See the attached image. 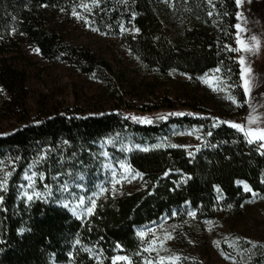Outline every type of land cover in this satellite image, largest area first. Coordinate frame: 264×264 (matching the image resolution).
Masks as SVG:
<instances>
[{"label": "trees", "instance_id": "1", "mask_svg": "<svg viewBox=\"0 0 264 264\" xmlns=\"http://www.w3.org/2000/svg\"><path fill=\"white\" fill-rule=\"evenodd\" d=\"M73 8L88 9L87 17L97 31L121 35L131 54L156 75L173 72L200 80L212 73L231 74L241 104L227 114L232 116L244 111L238 67L230 50L234 48L235 2L0 0V82L10 95L9 108L18 122L0 131V179L4 172H12L7 191L0 192L4 198L0 202V264H65L72 259L75 264H112L117 253L131 264H161L157 255L144 250L150 248L149 241L137 232L173 213L191 211L197 221L211 220L219 211L239 212L243 204L264 197V154L224 118L213 127L216 115L206 112L196 117L168 114L150 124L134 121L121 108L100 116L52 109L30 119L20 94L25 73L5 57L6 40L18 48L14 39L18 36L33 43L43 57L69 63L85 74L111 70L90 49L64 43L63 34L50 26L57 12L68 16ZM166 103L167 109H175L168 99ZM170 124L197 126L201 134L197 147H154L150 139ZM109 139L113 143H106ZM105 152L111 161L102 155ZM41 155L46 158L39 160ZM119 158L142 174V189L109 197L85 221L61 206L63 200L77 199L81 185L89 191L96 179H108L110 162L118 172ZM34 160L38 161L35 171L45 179L37 175L26 191L23 175ZM65 184L67 192L61 190ZM245 184L251 191L244 190ZM25 192L33 195L31 201L24 199ZM164 264L202 263L186 255ZM244 264H264V242L246 245Z\"/></svg>", "mask_w": 264, "mask_h": 264}, {"label": "rangeland", "instance_id": "2", "mask_svg": "<svg viewBox=\"0 0 264 264\" xmlns=\"http://www.w3.org/2000/svg\"><path fill=\"white\" fill-rule=\"evenodd\" d=\"M74 11L79 19L72 14ZM87 11L88 9L84 8H73L68 16L57 12L50 26L63 34L64 43L90 49L98 58L108 62L110 71L85 74L69 63L51 61L43 57L40 49L33 43L18 36L14 37L18 42V48L10 45L7 40L4 42L5 57L12 58L13 65L25 73L26 80L23 92L20 94L30 112V119L52 109L82 110L100 116L105 112L121 108L122 113L128 114L131 118L142 117L152 122L171 113H184L196 117L201 112H206L216 115L211 120L212 126L220 125L224 122L222 119L224 118L225 123L241 124L245 130L264 128V0H243L241 7H236V12H241L243 18L236 19L235 24L240 23L249 29L240 32L239 36L251 50L234 51L239 73L237 86L242 91L244 111L240 115L232 116L227 114L231 110H238L241 104L231 74L225 76L212 73L200 80H193L186 75L173 72H168L164 76L156 75L148 71L143 62L131 54L121 35L115 36L97 31L87 17ZM131 30L128 29L129 32H132ZM253 35L256 36V41L252 40ZM236 36L237 31L234 28L233 49L237 48ZM240 56L245 58V67L251 69L245 74V80L249 82L250 87L247 96L244 93V80L240 77ZM205 90H208V94ZM167 99L175 109H167ZM9 100L10 95L0 82V131L14 128L18 124L17 118L9 108ZM158 105L165 106L152 110ZM189 113L192 115H188ZM200 141L201 134L197 126L177 124H170L166 130L158 132L150 139L155 145H177L189 150L196 148ZM262 143L264 141L254 140L251 144L264 154ZM138 148L145 146L141 145ZM107 158L111 161L108 156ZM120 163H126V160L119 158L118 166ZM108 167H111L108 171L110 174L108 179L104 176L96 179L94 187L89 191L81 185L76 200H63L61 206L74 218L78 219L77 215L73 214V208L76 209L79 219L85 221L109 197H119L144 187L142 176L132 178L135 174L133 170L131 175H126L121 170L117 172L112 162ZM32 171H35L34 167L31 169L28 167L24 175L26 173L31 175ZM113 172L117 173L118 178L121 175L125 177L114 187L111 183ZM104 173L107 177L106 170ZM24 175L22 186L28 191L33 184L29 187ZM100 187H104L106 191L99 193ZM94 193L96 195H93ZM81 196L85 198L84 205H79ZM23 197L29 202L26 196ZM93 199L96 201V206L93 212L88 214L86 206H91ZM65 203L69 204V207L65 208L63 206ZM143 232L145 235L142 238L149 241L152 249L149 252L159 258H166L162 264L170 261L167 258L179 259L186 255L202 264H244L246 245L250 242L253 244L264 242V197L243 204L239 212L233 209L219 211L211 220L197 221L188 213L175 214ZM168 236H171V239H168ZM117 255L124 256L121 253L115 256ZM65 264L75 263L72 259Z\"/></svg>", "mask_w": 264, "mask_h": 264}, {"label": "snow or ice", "instance_id": "3", "mask_svg": "<svg viewBox=\"0 0 264 264\" xmlns=\"http://www.w3.org/2000/svg\"><path fill=\"white\" fill-rule=\"evenodd\" d=\"M93 2H95V0H93ZM235 2V6L237 8H240L242 3H243V0H234ZM84 7H87V5H85ZM74 16H77V18L79 19V16L77 15V13L74 11L72 13ZM235 17L237 20H241L243 17H242V13L237 11L235 13ZM233 27L236 29L237 31V36H236V40H235V43L237 45V48L235 49H230V50H233V51H250L251 48L250 46L245 43V41H243L240 36H239V33L240 32H246L248 31L249 29L243 27L240 23H236L235 25H233ZM95 31V29H93ZM138 31V30H137ZM252 40L253 41H256V36L253 35L252 37ZM35 51H38V50H35ZM239 64H240V77L242 80H244V93H245V96H247L250 92V87H249V82L247 80H245V74L250 72L251 69L249 68H246L245 67V58L243 56H240L239 57ZM217 71H219V69H217ZM169 115H174V116H182L184 115V113H171ZM188 115H192V113H189ZM167 117L166 116H161L159 117V119H166ZM132 119L134 121H139L140 123H152V121L150 119H147V118H142V117H135L133 116ZM229 124L230 127L232 128H235L237 131H240V132H243V134L245 135V137H251V139H248V143H253L254 140H260V141H264V128H259V129H247L245 130L244 127L241 125V124H238V123H234V122H226ZM213 127H215V125H213ZM209 135H211V133H209ZM106 143H113V141L111 139L107 140ZM139 147V146H137ZM154 147H159V145H155ZM171 147H177V145H171ZM261 147H264V143L261 144ZM123 150H127V149H123ZM142 151H148L149 149L148 148H143L141 149ZM191 155V153H189ZM102 155H104L105 157H107L108 153H102ZM46 157L44 155H41L39 157V160H43L45 159ZM17 161L20 159V157H16L15 158ZM38 161L37 160H34L32 162V164L29 165V168L31 169L32 167L35 166V164L37 163ZM3 161H0V164H2ZM119 168L120 170L122 171V173L126 174V175H131L132 174V169L130 168L129 165H127L126 163H120L119 164ZM13 171H15V168L13 167ZM168 173L166 172L165 175H167ZM12 175V172L11 171H6L4 172V176H3V179H0V192H5L7 191V185H8V181H9V177H11ZM37 175H39V179L40 180H44L45 177H44V174L43 173H37L36 171H32L31 172V175H28L27 173L24 175V179L28 181V186L31 187L32 184H33V178L37 177ZM142 174L140 172H135V174L132 176L133 179L137 178V177H141ZM124 175H121L119 178L117 177V173L116 172H113L112 173V179H111V183L113 185V187L116 185V184H119L121 182L122 179H124ZM264 182V181H262ZM47 187V185H46ZM79 187V185H78ZM61 190L62 191H65L67 192L68 191V187L67 185H62L61 186ZM244 190L245 191H251V189L248 187L247 184L244 185ZM106 189L104 187H100L99 188V193H103L105 192ZM51 193L49 192V195ZM22 195L26 196L27 200L28 201H31L33 199V195H29L28 193H22ZM35 195L39 196L38 193H36ZM93 195H96V193H94ZM3 196L0 195V202L3 201ZM85 203V198L83 196L79 197V205H84ZM65 208L69 207V204L65 203L63 205ZM96 206V201L93 199L91 200V206H86V211L88 214H91L93 212V209L94 207ZM73 211V214L74 215H77V218L79 219V215L77 214L76 212V209L73 208L72 209ZM173 215H175V213H173ZM188 215L189 216H192L193 213L190 211L188 212ZM20 232H23V229H20ZM145 233L143 231H139L137 232V236L139 237H144ZM168 239H171V236H168L167 237ZM117 248L120 247L119 244L116 245ZM145 251H149V250H152L150 248H145L144 249ZM166 258L165 257H160L159 260L162 264V262L165 260ZM167 259H170L172 261H175L176 259H178V257H170V258H167ZM119 261H123L125 262V264H131V261L129 260L128 257L126 256H114L112 257V264H117V262ZM146 264H151V262H146Z\"/></svg>", "mask_w": 264, "mask_h": 264}]
</instances>
